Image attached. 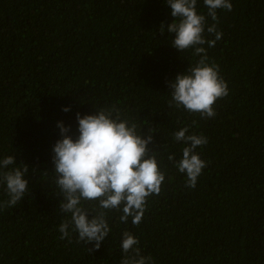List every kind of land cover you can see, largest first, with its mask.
<instances>
[{"label": "trees", "instance_id": "trees-1", "mask_svg": "<svg viewBox=\"0 0 264 264\" xmlns=\"http://www.w3.org/2000/svg\"><path fill=\"white\" fill-rule=\"evenodd\" d=\"M230 3L214 22L197 0L205 38L214 39L213 23L223 33L203 47L229 89L216 115L201 118L168 106V82L199 57L174 48L166 28L161 34L174 19L166 0H0V159L28 166L22 201L0 207V264H120L125 230L153 264H264V0ZM111 105L145 125L142 133L155 129L148 147L165 181L138 226L108 211L111 231L89 252L71 228V243L59 239L70 214L59 209L52 147L57 122L75 139L77 113ZM184 126L207 137L196 149L207 167L194 188L175 167L186 145L173 133ZM8 198L0 183V203Z\"/></svg>", "mask_w": 264, "mask_h": 264}, {"label": "clouds", "instance_id": "clouds-1", "mask_svg": "<svg viewBox=\"0 0 264 264\" xmlns=\"http://www.w3.org/2000/svg\"><path fill=\"white\" fill-rule=\"evenodd\" d=\"M166 3L174 19L166 26L161 23V34L166 28L168 33L174 34L171 42L174 48L179 52L193 49V55L199 57L188 66L186 74H177L168 82L171 89L168 106L183 108L201 118H212L216 115V101L228 96L229 89L219 74V66L210 62L203 45L214 47L223 33L213 23L207 27V33L214 39L205 38L206 16L197 12V0H166ZM203 3L207 16L214 22L218 20L217 9L232 10L230 0H203ZM95 109L94 114H76L79 135L75 139L67 135L69 127L57 122L61 139L52 147L54 183L62 197L59 209L70 214V219L59 224V239L67 238L71 243V228L78 234L77 243L92 245L89 252L98 250L111 231L106 218L108 211L122 212L120 222L127 224L131 217V223L138 226L148 198L159 195L165 181V172L160 169L155 151L148 147L153 142L155 129L148 127V131L142 133L145 125L130 120L116 105ZM69 110L62 108L65 112ZM188 132V127L184 126L173 133V139L186 146L182 148L179 161H175L174 155H169L168 159L175 161L177 170L186 175L185 186L194 188L207 167L196 149L207 144V137ZM27 172L28 166L17 165L12 155L0 159V183L5 185L9 197L0 207L11 208L22 201L28 191ZM82 201L98 203L87 209ZM89 214L91 219H88ZM138 244V238L129 231L122 232L120 264H153L151 256L141 255Z\"/></svg>", "mask_w": 264, "mask_h": 264}]
</instances>
